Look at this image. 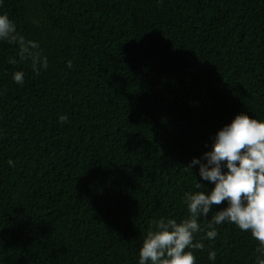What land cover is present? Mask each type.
Segmentation results:
<instances>
[{
  "label": "trees",
  "instance_id": "obj_1",
  "mask_svg": "<svg viewBox=\"0 0 264 264\" xmlns=\"http://www.w3.org/2000/svg\"><path fill=\"white\" fill-rule=\"evenodd\" d=\"M0 12L49 60L36 74L0 44V264H138L150 222L187 215L191 159L236 114L264 119V0H4ZM218 232L196 264H211L207 249L253 264L248 233Z\"/></svg>",
  "mask_w": 264,
  "mask_h": 264
},
{
  "label": "clouds",
  "instance_id": "obj_2",
  "mask_svg": "<svg viewBox=\"0 0 264 264\" xmlns=\"http://www.w3.org/2000/svg\"><path fill=\"white\" fill-rule=\"evenodd\" d=\"M3 5L0 0V7ZM0 44L14 50L7 57L9 65L27 64L36 74L49 67L41 42L26 37L5 12H0ZM67 67H73L71 61ZM11 78L22 86L25 72L14 71ZM58 119L68 122L66 115ZM8 165L15 166L11 159ZM194 166H198V178ZM185 168L195 177L193 189L181 197L187 215L179 220L166 216L153 219L139 247L138 264H196L195 253L206 251L205 241H215L221 225H234L248 233L256 242L253 264H264V119L236 114L215 133L209 150L193 157ZM222 203L225 206L217 209ZM216 257L214 249H207L211 264Z\"/></svg>",
  "mask_w": 264,
  "mask_h": 264
}]
</instances>
